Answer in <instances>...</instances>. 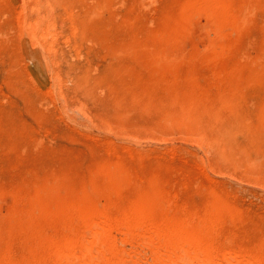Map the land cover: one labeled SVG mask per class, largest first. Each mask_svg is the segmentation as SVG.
Masks as SVG:
<instances>
[{
    "label": "rangeland",
    "instance_id": "374dc122",
    "mask_svg": "<svg viewBox=\"0 0 264 264\" xmlns=\"http://www.w3.org/2000/svg\"><path fill=\"white\" fill-rule=\"evenodd\" d=\"M74 217L264 264V0H0V264ZM141 234L93 259L154 264Z\"/></svg>",
    "mask_w": 264,
    "mask_h": 264
},
{
    "label": "bare ground",
    "instance_id": "6f19581e",
    "mask_svg": "<svg viewBox=\"0 0 264 264\" xmlns=\"http://www.w3.org/2000/svg\"><path fill=\"white\" fill-rule=\"evenodd\" d=\"M99 219L100 218H93V219L92 218H89V219L88 218L87 219L77 218L76 219L75 217L72 218L71 221H73V223L74 222L78 223L79 228L81 227L82 230L77 231V232L78 234L79 232H81L80 237L81 238L86 237L84 238L85 240L82 241L80 239V240L73 241V242H65L61 246H57V247L53 246L52 247L54 248L53 252H49V254L46 256L47 259L45 262H43V264H121L120 259L116 261V258H111V260L109 258L110 261L102 260V262H99L98 259L97 260L93 259V255L97 252H100L101 248H103L102 244H99L100 241L101 243L103 241V239L101 240V237L99 238L100 240L97 238V236H96L97 240L94 239L93 236H92V239H90L93 241V243H95L94 240H96V243L98 242L97 244H94L92 251L88 250L87 246H85V241L89 239L91 236L89 235V233L96 234V233H99L102 229L106 231L104 227L108 225L106 224V222L108 221H105L106 225L104 226L102 225L104 222L102 223V221H100ZM81 220H85V221L82 222ZM118 221L119 220H115L114 221L115 223L114 222L113 223L116 224V222ZM122 222H123L122 224L120 222V225H118L116 230L112 228L113 230L108 231L110 237L106 236L108 235V233L107 234L104 233L106 234L105 236L108 237V239L104 240L105 248L104 250L101 251L102 253L106 249H108V251H111L114 254L116 252L119 253L120 251L118 250L121 249V246L124 240L129 239V238H135L138 235H140L142 232H144V233H149V234L152 233L156 238V242L158 243V244L155 243L154 245L155 247L152 246L153 252H154L153 253L154 264H231L230 258L233 259L232 256L225 257V256H222L219 251H217L215 247L216 240H217L216 239L217 234L215 230L213 232H210L206 236H204L203 240L199 243V242H196L195 240L185 239L181 230H176V232H172V233L168 232L170 230H167L165 228L155 231L146 226H142V227L136 226V225L129 226L127 222H124V221ZM99 223L102 225L101 230H100L101 226L99 225ZM101 232L99 236H101L102 234ZM82 233H84L85 236L84 235L81 236ZM80 237H78V239ZM99 246H102V247L100 248ZM229 252L231 251L229 250ZM238 252H239V249H238ZM238 252H237V255H238ZM112 253L110 255L114 257V254ZM222 253H225V252H222ZM116 256L118 257V254ZM237 260H239L238 261L239 264H262L263 263L256 256L245 255V254L238 256Z\"/></svg>",
    "mask_w": 264,
    "mask_h": 264
}]
</instances>
